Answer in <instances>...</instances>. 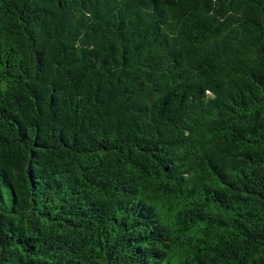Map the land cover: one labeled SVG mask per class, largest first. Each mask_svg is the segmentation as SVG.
<instances>
[{
	"label": "trees",
	"instance_id": "trees-1",
	"mask_svg": "<svg viewBox=\"0 0 264 264\" xmlns=\"http://www.w3.org/2000/svg\"><path fill=\"white\" fill-rule=\"evenodd\" d=\"M0 264H264V0H0Z\"/></svg>",
	"mask_w": 264,
	"mask_h": 264
}]
</instances>
